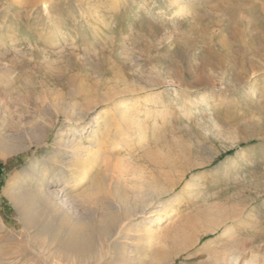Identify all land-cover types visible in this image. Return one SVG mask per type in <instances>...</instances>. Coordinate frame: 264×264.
<instances>
[{
    "label": "rangeland",
    "instance_id": "1",
    "mask_svg": "<svg viewBox=\"0 0 264 264\" xmlns=\"http://www.w3.org/2000/svg\"><path fill=\"white\" fill-rule=\"evenodd\" d=\"M175 1L0 0V264H126L127 253L143 249V224L174 204L143 264H243L253 255L264 264V0H190L183 17L172 14ZM209 45L218 57L204 68L199 47ZM106 91L114 97L101 108L137 109L148 134L139 150L133 128L111 156L118 166L107 168L109 182L127 199L107 205L115 221L104 220L103 205L91 214L93 245L83 254L41 226L26 228L7 190L13 180L16 190L30 184L25 169L56 147L63 111ZM207 97L214 101L197 114ZM22 110L28 125L48 127L46 143L13 128L9 115ZM154 183L164 187L158 196Z\"/></svg>",
    "mask_w": 264,
    "mask_h": 264
},
{
    "label": "bare ground",
    "instance_id": "2",
    "mask_svg": "<svg viewBox=\"0 0 264 264\" xmlns=\"http://www.w3.org/2000/svg\"><path fill=\"white\" fill-rule=\"evenodd\" d=\"M189 3L190 0H176L171 8L172 14H174L175 16L183 17V12L188 7ZM208 15L209 14L205 13L204 15L195 17L193 22H195V24H198L201 20L207 18ZM8 36H10V34H8ZM199 50L206 52L208 55L205 56L206 58H204L202 61L205 68L206 65L211 64L210 60L212 59V56H217V51L215 48H212L211 45L207 47H199ZM227 59L228 57L224 60L223 58H218V60L215 61L216 63L212 66H221L224 63L223 61ZM1 61L2 60H0V62ZM2 65L3 63H0V66ZM98 97L100 98V100L98 99ZM98 97L85 100L81 104L78 111L73 110V108L63 111L67 114L68 120L62 125L60 131L57 134L56 142L54 143V146L56 147H53L51 149V152H49V154L45 155L41 159L33 161L32 164L25 169V175L27 176V180L25 181L29 180L30 184L28 185L25 184L27 182H24L23 185H20L18 190H16L13 189L15 185V180H13L11 181L10 186L7 190V195L13 200L15 207L20 212L21 220L26 228L29 229V227H35L39 229V226H41L42 230L49 231L50 239L60 243L61 246L77 253L82 251L87 252V248H90L91 245H93L92 241L94 224L93 221H91V219L93 218L90 217L91 214L93 216H96V214H98L99 212L100 206L103 205L107 213L104 220L115 221L117 219V216L114 215V213H111L113 212V210H109L112 206L109 207L107 205L113 198H120V200H117L119 205H122L123 200L127 199L126 195H118L119 189L109 182L110 174L108 175L107 168L118 166V162H116V160L113 161L111 156L113 157L115 155V150L121 147L120 142L122 138L126 136L133 128L138 131V134L140 136L139 139H141L139 150L145 148L148 134L147 125L138 117L137 109H131L130 107L126 106L119 107V105L117 108L115 105L116 113L110 115L111 113H107V110L104 111L101 106L105 102V100L111 101V99L114 97V94L111 91H106L98 95ZM212 101H214L212 97H207L198 105L202 106V108L199 109V107H194V109H198L197 111H194H196L198 114L202 110H205L207 107L211 106ZM4 103H6V100L2 95H0V108H2V105H5ZM46 106L52 108L53 105L48 102ZM42 109L43 108H41L40 110ZM147 109L148 105L146 104V106L142 109V112L145 113ZM156 111L158 113L165 114L166 110L165 108H157ZM19 113H22V115L19 114V119H16L14 115H9V118H11V122H15L13 128L17 127L15 128V130L20 132L26 131V133L30 135L32 143H36L37 145L46 143L49 138L48 127L45 124H43L40 128H36L33 125H28V119L23 115L24 110ZM146 115H150V113L146 112ZM102 117H106V119H104V129H107L108 131L106 130L105 132L104 129L101 130L103 128V120L101 119ZM213 124L215 126L217 125L216 120H213ZM6 146L9 150L30 148V144L17 145L7 143ZM148 162L150 161L148 160ZM100 179H102L104 185H100ZM115 179V182L118 184L123 183L124 185L126 183V179L124 180L119 175ZM83 184H88V186L85 188L83 187L84 189H82ZM262 184L260 185L262 186ZM126 185H128L129 187L130 184L127 183ZM163 188V186H158L154 183V187L152 190L154 191V193L156 192V195L158 196L163 192ZM179 200L180 198H176L174 202L178 203ZM174 206L178 205L174 204L170 209L168 207H165L161 212L155 213L152 218L147 219L148 221H146L141 227V232L144 235L143 249L134 250L127 253L124 259L126 261V264H143L142 257H145L144 254L152 251V243L155 242V240L159 241V239L162 241L165 227H161V223L173 214V211L175 210ZM79 207L84 209L81 215H79ZM50 211L54 212V215H49ZM46 214L48 217H50L47 220L49 221V225L45 224L44 226L40 223V217L45 216ZM220 215H222V212L220 213ZM85 217L89 219L88 222L81 221ZM221 217L224 216L222 215ZM214 230L216 229H213V231ZM231 232L232 226H227L225 227L222 235L225 238ZM257 259L258 258L253 255V258L251 260L245 261L243 264H258L256 262Z\"/></svg>",
    "mask_w": 264,
    "mask_h": 264
}]
</instances>
